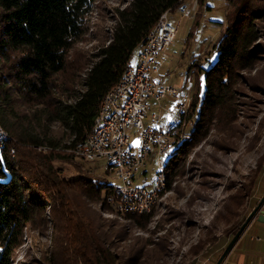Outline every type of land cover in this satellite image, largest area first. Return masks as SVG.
I'll use <instances>...</instances> for the list:
<instances>
[{"label": "trees", "instance_id": "trees-1", "mask_svg": "<svg viewBox=\"0 0 264 264\" xmlns=\"http://www.w3.org/2000/svg\"><path fill=\"white\" fill-rule=\"evenodd\" d=\"M94 1L0 0V127L14 139L3 141L0 147V264H12L11 256L20 244L23 228L45 209V201L30 192L28 181L21 175L26 170H35L39 184L46 191L59 194L56 200L61 209L86 221L83 238L89 245L82 254L86 262L157 263L162 252L159 245L148 250L146 246L128 247L122 253L113 250L114 241L106 236L102 219L89 204L98 203L103 211L120 215L106 198L113 197L115 188L102 177L85 175L78 183L69 185L68 180L58 177L59 171L53 169L52 161L77 153V144L92 131L102 99L122 78L134 48L145 44L148 32L161 14L178 11L187 0H130L123 8L115 9V24L108 43L93 53L81 89L70 91L58 85L57 77L65 70L68 51L84 33V18ZM226 1L229 12L226 27L213 45L215 59L193 58L186 69V75L203 73L204 88L201 95L198 90L193 93L187 112L180 113L184 121L194 123L188 132L191 139L180 140L166 159V186L162 194L173 190L190 151L212 129L224 139L236 137L235 86L241 72L252 70L264 53V46L259 44V32L264 28V0ZM196 2L198 7L190 30L199 26V19L211 8L207 0ZM257 22L263 25L260 29ZM192 35L190 31L188 37ZM17 100L30 105L23 120L16 110ZM182 118L174 127V138L182 133H178L181 123L183 126L185 123ZM52 123L59 126V133L48 128ZM41 147L46 151H38ZM261 159L264 160V152ZM76 184L80 185V191L74 198L68 196L67 189ZM227 213L232 212L229 209ZM121 215L144 226L153 213ZM225 220L228 222L229 218ZM244 220L239 225L234 223L231 229ZM113 235L114 232L112 238Z\"/></svg>", "mask_w": 264, "mask_h": 264}, {"label": "rangeland", "instance_id": "rangeland-1", "mask_svg": "<svg viewBox=\"0 0 264 264\" xmlns=\"http://www.w3.org/2000/svg\"><path fill=\"white\" fill-rule=\"evenodd\" d=\"M129 1L95 0L91 4L84 18V33L68 51L65 70L57 77L58 85H64L70 91L81 89V80L93 60V53L109 41L115 24V9L123 8ZM187 2L184 5L190 14H182L180 9L169 13L170 22L176 26V38L175 43L162 53L165 58L157 78L162 76L164 84L176 88L184 95L189 93L191 84L194 83L196 87L199 81L201 87L198 91L201 95L204 88L201 82L203 73H192L185 89L181 86L182 75H186V69L192 64L193 58L201 61L206 58L209 61L215 59L213 45L226 27L229 4L226 0H209L211 8L201 16L199 26L190 30L198 3L196 0ZM257 23L260 29L263 25ZM190 31L193 35L188 37ZM259 33V44L264 46V28ZM200 40L203 43L201 53L198 57L191 56ZM261 56L252 70L241 72L242 77L238 78L235 86L236 137L224 139L212 129L204 140L192 148L181 175L173 183V190L161 193L151 208L153 215L148 224L140 226L117 212L103 211L98 203L89 204L102 219L106 236L111 242L114 241L113 250L122 253L128 247L146 246L148 250L159 245L162 252L158 255L157 263L146 260L144 264H201L208 257L212 264L216 263L227 242L240 227L236 225L231 229L233 224L239 225L264 195L261 182L264 173V160L261 159L264 152V53ZM159 59L162 64L161 56ZM196 77L198 81H195ZM166 96L159 104L150 99L147 115L154 108V111L162 115V119L171 116L170 123L176 124L181 121L179 117L182 112L175 110V99ZM186 100L189 102L188 98ZM17 101L16 110L20 120H23L25 109L30 105L23 100ZM184 122L178 131L182 132L180 134H187L194 125L192 120ZM47 126L56 133L61 131L56 123ZM0 132L5 134L0 136V147L3 141H14L1 127ZM127 135L128 143L136 149L137 132L131 130ZM38 151L45 152L46 148H38ZM75 153L52 161L53 169L59 171V178L73 185L85 175L102 177L114 188L119 185V181L106 170L87 163L92 161L76 153L77 157ZM154 159L151 155L147 156L146 173L137 177L136 184H148L155 176L157 165ZM166 159H161V164L165 165ZM96 162L101 165L104 161ZM16 172L19 174L18 167ZM21 175L28 181L30 192L40 195L45 201V209L23 228L20 244L11 256L12 264H92L82 258L89 245L83 238L86 221L61 209L56 200L59 194L53 190L46 191L39 184L41 181L35 170H26ZM253 180V184L249 183ZM79 191L80 185L76 184L72 189H67L66 193L74 198ZM229 209L232 213H227ZM226 217L229 218L228 222Z\"/></svg>", "mask_w": 264, "mask_h": 264}, {"label": "built area", "instance_id": "built-area-1", "mask_svg": "<svg viewBox=\"0 0 264 264\" xmlns=\"http://www.w3.org/2000/svg\"><path fill=\"white\" fill-rule=\"evenodd\" d=\"M179 11L188 13L185 5ZM175 38L176 26L170 22L168 15L166 23H161L158 34L148 37V43L141 47L137 63L128 68L127 81L121 92L114 93L111 103H104L106 116L100 119L97 132L85 142L89 149L104 155L101 165L96 160L87 163L100 170H109L110 175L119 181L113 197H106L109 203L111 199H118L120 204H135L137 212L134 213L145 214L152 207L156 193L163 186L161 175H165V169L161 159H165V153L171 146L180 142L174 141V127L157 123L156 113L151 114V122L146 121L148 101L152 99L159 104L164 100L160 99L161 91H168V96L175 99V110L178 112H181L183 101L187 98L181 91L161 83L157 78L161 68L160 55L175 43ZM131 130L138 134L136 149L130 142L122 143V134H128ZM1 135L5 134L0 132ZM184 137H190L189 133L184 134ZM149 145H156L158 149V156L154 159L157 171L148 184H136L137 177L146 173L142 159L149 156ZM261 264H264V254Z\"/></svg>", "mask_w": 264, "mask_h": 264}, {"label": "crops", "instance_id": "crops-1", "mask_svg": "<svg viewBox=\"0 0 264 264\" xmlns=\"http://www.w3.org/2000/svg\"><path fill=\"white\" fill-rule=\"evenodd\" d=\"M188 2L186 1L185 4ZM207 4L211 6V4H209V0H207ZM190 10H191V8H190ZM187 14H190L189 10H188ZM212 22H215V21H212ZM204 40H205V38H204ZM202 46H203V43H202V40H200L199 44L195 47L193 53H191V56L198 57V55L202 51V49H201ZM140 50H141V47L137 46L132 51L130 59H129V61L132 65H135L137 63L138 54H139ZM162 53H164V52H162ZM162 53L160 55L161 59H162L161 66L163 65V61L165 58L164 56H162ZM182 53L184 54L185 52L183 51ZM131 57L134 58L133 61L131 60ZM191 74L192 73H190L189 75H182L181 86L183 89L186 88V84L188 83L189 76ZM161 77L162 76H160L158 79L160 80L161 83H163V79ZM195 81H198V77H196ZM193 84H191V88L189 90V93L185 94V96L188 99H191V96L193 95L194 91L196 89L199 90V88L201 87V84H199V81L197 82L196 87ZM154 110H156V109H154V108L151 109V114L156 113L158 115V118H157L158 124L164 125V126H169V127H175L179 123L178 122L176 124H171L170 123L171 116H165L168 118L162 119V115L157 113V111H154ZM151 114L149 116L147 115V119H146L147 122L152 121L150 118ZM180 119H181V114L179 117V121H180ZM261 182H262V185H264V173H263V177L261 179ZM263 254H264V204H263L260 212L248 223L246 228L240 234L239 238L237 239V241L235 242V244L233 245L231 250L228 252V254L226 255V257L224 258V260L222 261L221 264H261ZM201 264H212V262L210 261V257L203 259L201 261Z\"/></svg>", "mask_w": 264, "mask_h": 264}, {"label": "bare ground", "instance_id": "bare-ground-1", "mask_svg": "<svg viewBox=\"0 0 264 264\" xmlns=\"http://www.w3.org/2000/svg\"><path fill=\"white\" fill-rule=\"evenodd\" d=\"M169 12H164L163 14L160 15L158 21L154 25V27L148 32L145 44L148 43V37H154L158 34L159 32V27L161 26V23H166V18L168 17ZM132 64L128 63L123 72V76L120 79V81L104 96L102 99V102L100 104L99 112L94 120L93 128L92 131L86 136L84 140L79 142L76 147L77 154L79 156L84 157L89 160H103L104 161V155H98V153L95 151V149H89V145L85 144L89 139H91L92 134H95L98 129V125L100 123V119H104L106 116V109L104 107V103H111L114 99V93H120L123 85L127 81L128 77V68H130ZM168 95V91H161L160 92V99H164ZM189 106L188 100L184 99L183 101V106L181 109V112H187ZM185 114V113H184ZM186 140L189 141L191 138L190 137H184V134H179L178 138H174V141H180V140ZM122 143H128V135L127 134H122ZM174 146H171L169 150L165 153V157H169L172 154ZM153 156L155 159L158 156V149L156 145H149V156ZM147 157H143L142 159V166H145V160ZM107 173L110 174L109 170H106ZM161 184H163L161 190H159L156 193V198L152 202V207L155 205L157 199L159 198V195L164 191V188L166 186V181H165V175H161ZM115 191L117 192V187L115 188ZM112 197V196H110ZM107 202L109 203L108 199ZM113 208H115L118 212L121 214H142V213H134L137 212V205L135 204H120V200L118 199H111V203H109ZM151 207V208H152ZM149 209V211L151 210ZM148 211V212H149Z\"/></svg>", "mask_w": 264, "mask_h": 264}, {"label": "water", "instance_id": "water-1", "mask_svg": "<svg viewBox=\"0 0 264 264\" xmlns=\"http://www.w3.org/2000/svg\"><path fill=\"white\" fill-rule=\"evenodd\" d=\"M263 204H264V195L260 198V200L257 203V205L247 215V217L245 218L244 222L240 225V227L238 228V230L235 232V234L233 235V237L230 239V241L228 242V244L224 248L223 252L219 256V258L217 259V261H216L215 264H221L222 263V261L224 260V258L228 254V252L231 250V248L233 247V245L235 244V242L239 238L240 234L246 228V226L248 225V223L258 214V212L262 208Z\"/></svg>", "mask_w": 264, "mask_h": 264}, {"label": "snow or ice", "instance_id": "snow-or-ice-1", "mask_svg": "<svg viewBox=\"0 0 264 264\" xmlns=\"http://www.w3.org/2000/svg\"><path fill=\"white\" fill-rule=\"evenodd\" d=\"M203 79H204V78H203V77H201V82H203Z\"/></svg>", "mask_w": 264, "mask_h": 264}]
</instances>
